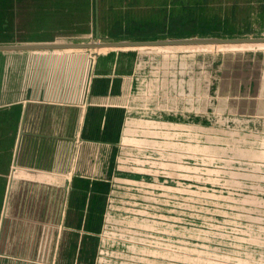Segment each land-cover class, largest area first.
Instances as JSON below:
<instances>
[{"label":"water","instance_id":"water-1","mask_svg":"<svg viewBox=\"0 0 264 264\" xmlns=\"http://www.w3.org/2000/svg\"><path fill=\"white\" fill-rule=\"evenodd\" d=\"M73 2L76 0H0V111L4 112L3 117L6 119L9 111L5 106L8 103L5 91L14 81L18 84L21 79L19 84H22L27 80L24 69L30 56L48 59L49 70L57 71L56 83L67 75L72 77L71 69L76 63L72 56L84 50L88 51V61L91 56L119 53L128 55L129 61L137 56L139 68L168 70L176 95L187 94L192 99L193 125L186 156L180 146L182 141L176 140L177 161L171 167L174 182L167 186L159 181L157 187L170 193L156 191L154 215L163 211L174 214L176 193L194 192L199 196L202 210L214 216L216 225L213 229L214 225H209L204 216H200L201 220L178 217L183 225H177L176 219L168 225H147L145 217L152 221L153 213L137 208L132 198L126 200L132 206L128 207L130 210L120 212L121 204L110 199L106 187L97 181L94 205L101 207L93 214L81 207L78 229L72 225L74 198L67 201L64 226L60 230L64 229L61 255L68 252L71 256L74 244L82 249L84 241L93 236L95 264H189L191 259L201 264H264L263 243L254 238L264 230V120L254 116L255 109H264V102L254 98L264 92V31L235 36L117 39L104 36L98 20H81L73 9L65 8V4L75 8ZM39 12L42 13L39 15ZM31 77L34 86L39 76L32 71ZM17 109L18 106L11 108ZM181 109L184 113L185 108ZM202 113L207 115V118L202 116V122L207 120L204 143L199 142L198 127V116ZM0 121L1 125L3 120ZM0 134L2 147L8 146L12 134L6 131ZM1 152L0 264H12L11 258L2 254V237L8 227L7 175L12 156H1ZM183 158H190V164L184 165ZM258 184L260 191L256 190ZM91 202V197L80 198L79 204ZM107 203L108 209L112 207L105 212ZM246 225L259 227L260 231H246L243 229ZM191 227H200V250L188 248L187 251L177 245L176 230ZM224 233L226 239L221 240ZM103 251L115 254L114 260L103 262ZM198 261L195 264H200Z\"/></svg>","mask_w":264,"mask_h":264},{"label":"crops","instance_id":"crops-1","mask_svg":"<svg viewBox=\"0 0 264 264\" xmlns=\"http://www.w3.org/2000/svg\"><path fill=\"white\" fill-rule=\"evenodd\" d=\"M87 53H75L72 77L57 83V71L49 70L48 59L30 56L24 69L27 80L14 81L5 91L9 111L6 119L0 111V131L12 135L8 146L0 142V150L1 156L8 154L12 159L2 254L12 264H95L93 236L82 249L74 244L71 256L61 255L64 229L60 230L67 201L74 198L76 229L81 207L92 214L101 207L94 205L97 181L106 187L110 199L121 204L120 212L130 210L126 200L132 198L137 208L155 213L156 191L170 193L157 187L159 181L167 186L174 182L176 140L182 141L184 156L189 149L192 99L176 95L168 70L139 68L137 56L129 61L128 55L119 53L91 56L88 61ZM32 71L39 76L34 86ZM254 98L264 102V92ZM12 106L18 109L11 110ZM255 110L254 116L264 120V109ZM202 116L207 118L203 113L198 116L200 143L206 142L207 130ZM190 162L183 158L184 165ZM90 197L91 204L80 206V198ZM105 198L101 197L104 206ZM107 207L108 203L105 212L112 206ZM102 255L101 260L109 262L115 254L103 251Z\"/></svg>","mask_w":264,"mask_h":264},{"label":"trees","instance_id":"trees-1","mask_svg":"<svg viewBox=\"0 0 264 264\" xmlns=\"http://www.w3.org/2000/svg\"><path fill=\"white\" fill-rule=\"evenodd\" d=\"M73 5L65 8L73 9L81 20H98L101 33L117 39L264 31V0H76ZM151 26L159 30L148 31Z\"/></svg>","mask_w":264,"mask_h":264},{"label":"rangeland","instance_id":"rangeland-1","mask_svg":"<svg viewBox=\"0 0 264 264\" xmlns=\"http://www.w3.org/2000/svg\"><path fill=\"white\" fill-rule=\"evenodd\" d=\"M40 13H42V12H39V15H40ZM43 14H44V12H43ZM256 190L260 191L261 186L259 185L256 188ZM174 202H176L175 203L176 210H175L174 214H172V212H169V211H163L162 213H160L158 215H154V213H153L152 217H151V219H153L152 221H149L150 220L149 217H145V221L148 223L147 225H168L173 221V219H176L177 225H183L180 222L181 219L178 217H185V218L191 219V220L192 219L201 220L200 216H204L207 219L206 220L207 223L209 225H214L213 229L215 228L216 220H215L214 216H212V214H210V213H208V215H206V213L202 210V208L200 206L199 196L196 193H194V192L191 194H187V193H183V192L176 193V199H174ZM193 226H195V225H193ZM218 226H220V225H218ZM247 227H248V229H247ZM198 228H200V227H196V228L191 227L189 229H184V228L177 229L176 230V234H177L176 239H178L177 245H179V247L181 249H187V251H188V248L190 251L195 250V249L200 250L201 248L199 247V243H200L202 235H201V232ZM243 229H245L246 231H249V232L251 230V233L255 232V231L256 232L260 231L259 227L256 228L255 226H251V225H246L245 228L243 226ZM212 233H214V232H212ZM220 238H221V240L226 239V234L225 233L222 234L220 236ZM254 238L258 239V240L261 239V243H263V246H264V230H261L260 234H257ZM195 261H198V260L197 259H191L189 264H195ZM198 262L201 264L200 261H198Z\"/></svg>","mask_w":264,"mask_h":264},{"label":"flooded vegetation","instance_id":"flooded-vegetation-1","mask_svg":"<svg viewBox=\"0 0 264 264\" xmlns=\"http://www.w3.org/2000/svg\"><path fill=\"white\" fill-rule=\"evenodd\" d=\"M154 30H159V27L158 26H151L148 28V31H154Z\"/></svg>","mask_w":264,"mask_h":264}]
</instances>
